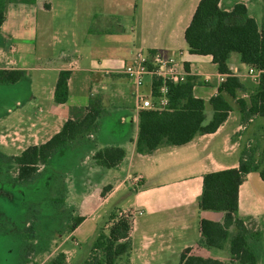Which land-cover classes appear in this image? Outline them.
Listing matches in <instances>:
<instances>
[{"label": "crops", "instance_id": "1", "mask_svg": "<svg viewBox=\"0 0 264 264\" xmlns=\"http://www.w3.org/2000/svg\"><path fill=\"white\" fill-rule=\"evenodd\" d=\"M200 1L24 0L7 4L6 20L0 26V68L23 69L26 76L16 83L0 84V152L16 156L46 142L63 128L72 107H86L92 97L103 109L98 131L58 151L47 166L55 178L67 177L57 187L64 200L60 209L72 208L82 219L61 238L57 252L66 254V264L81 258L77 246L90 242L100 225L102 216L96 211L120 192L127 193L129 204L118 211L142 213L135 215L131 247L119 261L181 264L182 254L191 248L189 254L241 264L230 242L216 247L201 241L202 219L224 222L225 212L201 210L199 202L205 175L238 167L245 148L256 149L257 160L264 161V117L247 113L254 91L248 88L251 64L243 62L239 53L229 58V68L245 89L237 90V98L226 94L232 110L216 131L152 152L137 150L142 109L134 82L122 72L139 48L177 56L183 64L189 63L187 79L196 77L194 95L206 101V113L210 106L212 117L210 101L227 77L212 56L189 53L185 33ZM251 1L235 4L244 3L252 16ZM220 5L229 11L234 7L225 0ZM61 71L70 72L69 97L59 103L56 88ZM238 99L245 101L246 108ZM106 146L125 149L120 164L106 167L95 161V152ZM76 177L88 189L78 198L67 181L72 183ZM137 177H141L139 183ZM239 205L247 227L262 237L264 258V178L260 171L245 177ZM68 221L66 217L63 224ZM231 230L235 233L234 227Z\"/></svg>", "mask_w": 264, "mask_h": 264}, {"label": "trees", "instance_id": "2", "mask_svg": "<svg viewBox=\"0 0 264 264\" xmlns=\"http://www.w3.org/2000/svg\"><path fill=\"white\" fill-rule=\"evenodd\" d=\"M24 0H0V26L6 20V7L9 2ZM222 0H201L185 36L191 54L212 56L219 71L227 74L220 85L219 92L211 99L214 113L208 119L206 101L194 95L196 77L190 76L185 82H169L170 104L164 109H142L139 114V134L137 150L144 148L150 152L161 146L182 145L196 135L216 131L228 118L232 105L226 94L237 98V90L245 89L244 82L228 66L232 53H239L241 60L256 65L264 70V20L260 24L250 16L244 3H237L232 10H225L220 5ZM189 69V63H185ZM26 76L23 69L0 68V84H12ZM69 71H61L56 88V101L66 102L69 97ZM242 109L244 100L238 99ZM248 116L258 114L264 117V72L261 74L256 89L252 92ZM103 114L100 101L91 99L86 107H72L71 117L63 128L46 142L27 147L21 154L13 157L18 165L15 180L22 184L33 181L41 166H48L52 157L72 142L87 139L98 131L100 117ZM256 149L245 148L242 151L238 167L211 172L204 177V190L199 202L201 210H220L225 212L224 222L202 219V242L207 246L223 247L230 242L231 252L241 264H258L263 255V241L260 234L250 231L245 219L240 215V186L251 171H260L264 178V163L257 160ZM126 155L124 148L106 146L94 154L99 165L113 167L122 162ZM0 156H6L0 152ZM7 157V156H6ZM63 203L64 200L56 198ZM115 217V213H114ZM77 218V224L81 222ZM112 227L110 236L98 238L96 248L103 251L105 259L96 256L86 264H116L118 258L131 247L130 220L121 217ZM235 228V233L231 230ZM30 239L35 238V223L28 226ZM191 248L181 256V264H223L214 258H205L189 254ZM66 254L58 253L46 264H66ZM39 264V263H34Z\"/></svg>", "mask_w": 264, "mask_h": 264}, {"label": "rangeland", "instance_id": "3", "mask_svg": "<svg viewBox=\"0 0 264 264\" xmlns=\"http://www.w3.org/2000/svg\"><path fill=\"white\" fill-rule=\"evenodd\" d=\"M237 1L241 0H225L226 4L230 6H233ZM249 4L250 14L261 24L264 20V0H252ZM234 54L238 55V53ZM248 77L250 79L248 88L255 90V82L250 76ZM211 114L212 110L209 106L207 109L208 118L211 117ZM13 157L0 156V264H46L52 255L55 253L58 255L57 251L63 235L77 224V212L72 208L60 209L62 203L56 201L55 195L58 196V199L63 195L61 191L57 190V187L59 186L60 189L67 177L57 179L52 176L51 172H48L47 166L42 165L38 176L33 181L27 184L19 183L15 180L18 175V165L14 163ZM260 162L264 163V161ZM67 181L68 185L71 184L73 197L78 198L81 194L88 193V189L82 186L83 183L78 177L72 183L69 178ZM92 181L96 182L95 176ZM53 192L56 194L52 197ZM128 204L127 193L120 192L112 198L106 207L96 211L102 216L98 219L100 225L96 235L90 242L77 246L81 258L87 256L82 260L80 257L74 259L73 264H86L90 259L94 261L96 256H99L101 260L105 259L103 251L95 247L97 240L102 235L110 236L112 227L121 221L119 220L121 217L130 220V226L133 225L136 217L135 211L132 209L118 211ZM95 216L97 215L95 214ZM66 217H69L68 224H63ZM32 223H35L36 231L35 238L30 239L27 228ZM131 231L132 228L130 237ZM76 238L78 237L76 236ZM263 259L262 255L260 262ZM116 264H126V262L117 260Z\"/></svg>", "mask_w": 264, "mask_h": 264}, {"label": "built area", "instance_id": "4", "mask_svg": "<svg viewBox=\"0 0 264 264\" xmlns=\"http://www.w3.org/2000/svg\"><path fill=\"white\" fill-rule=\"evenodd\" d=\"M184 65L177 56L166 57L159 50L139 48L122 72L134 82L135 95L141 109H164L170 104L169 82L181 83L187 80L188 72ZM263 72V69L251 65L247 75L259 82ZM223 80L226 78L223 77ZM140 180L141 177H137L135 182L139 183Z\"/></svg>", "mask_w": 264, "mask_h": 264}]
</instances>
